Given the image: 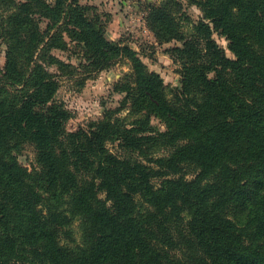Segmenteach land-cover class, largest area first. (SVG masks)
I'll list each match as a JSON object with an SVG mask.
<instances>
[{"label": "trees", "instance_id": "trees-1", "mask_svg": "<svg viewBox=\"0 0 264 264\" xmlns=\"http://www.w3.org/2000/svg\"><path fill=\"white\" fill-rule=\"evenodd\" d=\"M186 1L199 21L181 0L146 10L158 42H180L171 88L79 0H0V264H264V0ZM72 45L77 66L53 53ZM123 60V105L68 131L50 69Z\"/></svg>", "mask_w": 264, "mask_h": 264}, {"label": "rangeland", "instance_id": "rangeland-1", "mask_svg": "<svg viewBox=\"0 0 264 264\" xmlns=\"http://www.w3.org/2000/svg\"><path fill=\"white\" fill-rule=\"evenodd\" d=\"M163 0H79L84 6H90L94 12L99 14L106 24V37L112 42H120L129 45L136 50L149 70L159 73L169 87L180 85L179 65L171 56L169 50L180 45V42L160 43L150 30L146 22V10L149 4H160ZM184 6V14L189 16L192 22L199 21L201 12L195 5L181 0ZM0 9V15L4 13ZM43 27L45 24L42 25ZM192 31L190 22L184 24L183 32L189 34ZM218 43L225 49L228 56L232 53L228 49V41L216 36ZM72 51L63 52L55 50L53 53L67 63L77 66L80 62ZM6 62V47L0 44V66L4 68ZM51 72L58 74L60 90L58 99L65 102L67 108L73 114L72 119L67 123L68 131H75L85 127L91 122L102 118L104 111L117 109L123 105L125 94L115 90L120 82L130 79L133 70L127 61H120L111 69L93 73L90 77L82 71L77 70V75L61 76L57 67H52ZM127 110L120 113L126 116ZM152 126L159 131L166 130L165 125L158 119L153 118ZM112 151L117 148L110 145ZM23 165L31 169L36 165V153L34 148L27 145L20 156ZM72 229L76 239L80 242L82 238L81 222L74 223Z\"/></svg>", "mask_w": 264, "mask_h": 264}]
</instances>
